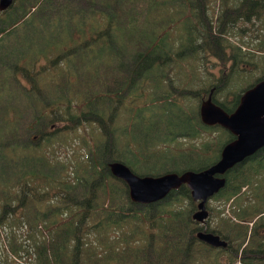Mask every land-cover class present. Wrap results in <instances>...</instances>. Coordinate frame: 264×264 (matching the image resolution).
<instances>
[{"label": "rangeland", "instance_id": "1", "mask_svg": "<svg viewBox=\"0 0 264 264\" xmlns=\"http://www.w3.org/2000/svg\"><path fill=\"white\" fill-rule=\"evenodd\" d=\"M87 1L54 0L52 6L43 4L45 11H49L54 19L62 16L56 25L42 26L40 18L30 19L27 14L26 21L28 20L29 24H26V27L16 26L15 21L11 20L6 25V30L0 34V155L11 161L6 167L10 169V175H12V171L16 170V164H13V161L19 162L20 158L13 159V150L9 146L16 142L20 146L17 150L24 147L26 152V147H29V145L26 146L27 142H31L35 137L34 144L42 140L40 148L37 149L38 154L48 158L49 164L57 169L48 188L44 186L43 179L45 178L42 179L41 192L38 193L44 197V200L39 204L41 209L50 210L61 200L58 197L63 196L61 182H68L70 179L78 177V161L83 171L87 166L89 167V162L92 165L95 162L93 160L94 153L99 146L102 147L107 142V139L113 140L115 155L122 154L129 166L139 174L163 173L168 164L186 168L189 159H193L195 164L205 159L210 161L217 159L220 148L218 145L227 138L228 133L220 125H204L202 127L203 123L199 121L198 113L200 96H195L188 91L196 90L200 95L211 82H217L221 86V68L226 66L229 67L227 68L228 73H235L231 85L228 83L223 86L216 96L229 100L233 93V91L230 92V87L234 88L236 83L240 82L243 89L264 74V13L258 16L256 26L247 18L250 14L245 15L243 10L228 17L231 20L230 31L237 32L235 35L228 34V39L233 44H240L243 50L249 52L241 53L243 60L237 64L238 71L230 67L231 60L220 59L213 46L208 55H205L204 51H197V54H194V66L199 73L193 75L189 73L192 59H187V53L190 54L187 51V45L181 51L182 54H179L183 26L186 20L188 26L194 24L190 18H187V4L192 6L194 5L193 1L184 0L183 7L178 0H141L139 5L129 12L130 26L138 30L135 32L123 30L128 42L136 38L142 29L148 30L146 36L152 41L158 39L160 34L168 32L166 44L170 47V55L159 59L150 67L154 73L153 79L158 84L149 77H141L143 88L136 90L137 94L128 88L121 94L122 100L115 103L113 98H108L103 107L108 111V117L111 112L115 116L112 120L103 119L102 124L90 120L80 124L70 121L72 113L80 112V108H75V102L79 101V97L75 96L74 90H71L70 93L68 92L69 98L72 99L70 108L64 101L60 107H55L53 113L39 128L31 129L30 122L35 118V108L46 110V104L31 105V94L36 96L60 94L67 75V66L75 71L72 77L76 80V86L79 87V59L84 61L89 58L85 55L78 56L76 53L71 56L72 60L66 61L62 57L63 53L71 49L72 45H76L75 48L79 47L76 39L79 37L78 31L81 25L85 28L82 40L90 41L93 22L97 23L102 20V18L92 15V9L86 12L78 11L80 6L88 7ZM19 2L20 0H15L14 5ZM202 3L205 16L211 20L212 27L217 24L218 17L225 6L228 9L240 6L237 0H202ZM65 6L70 7V13L66 14ZM122 11L123 9H120L119 13ZM11 14L14 12L3 13L2 17L8 19ZM23 17H19L21 20L19 23L23 21ZM83 20L85 21L83 22ZM77 24L80 26H76ZM122 25L125 27L126 24ZM106 26L110 25L106 22ZM66 27L70 31L73 30L72 37L66 33ZM41 31L43 33L49 31L50 38L45 41L38 39ZM64 39H71L70 42H74V44L64 45L62 44ZM22 41L26 43V59H20L24 53ZM95 41V39L91 40V42ZM36 47L41 49V55L37 60L31 59L32 51ZM9 48L13 49L11 51L13 61H10L6 56ZM189 51L194 52L195 50L190 49ZM106 67L107 65H104L102 70L104 76H107ZM88 68L90 70V66ZM133 68L132 66L131 69ZM22 69H26V75L22 73ZM33 74L43 76L39 81L40 87L37 86ZM255 77L257 78L255 79ZM53 79L56 89L52 86ZM249 80L253 81L245 83ZM113 85L108 84L110 87ZM61 99L55 98V103L59 104ZM86 109L87 107H84V110ZM192 118L198 121L194 128L189 126V124L192 125V120H190ZM172 128L174 130H171ZM27 132L28 134H26ZM146 135L149 136V142L143 140ZM46 136L53 138L48 141ZM45 148L47 153L44 152ZM150 151L154 153L151 156ZM207 151L208 153H206ZM196 152H200L202 155L197 157ZM57 156L61 159V163L58 162ZM68 160H72V162L63 166V163ZM252 166L260 167L259 164H254L251 159L244 161L240 167L250 169L248 171L249 181L244 185L243 193L251 191L255 194L253 202H257L255 200L258 194L257 190L264 195V168L260 167L258 174L255 175L254 169H251ZM98 171L93 178L97 182H92L91 192L87 193L91 198L88 206V225L84 230L74 233L79 220L77 204L79 199L77 186H75L74 200L68 203V215L72 212L71 218L67 219L68 215L63 216L65 222L58 224L46 233V236L50 237L48 244L52 246V243L55 244L57 240L56 231L61 230L64 225L72 227L65 254L62 253L61 248L59 250V264L68 263L75 256H77L79 264H213L216 260H220L219 264L240 262L235 258L231 263L228 260L231 257L227 256L228 250L212 255L218 249L213 251V247H209L207 243L193 242L192 246L188 243L190 235L186 228L189 218L187 204L190 205L192 200H189L187 196L173 190L165 199L154 201L156 204L152 202L153 205H140L130 201L129 187L124 180L114 176L110 170L103 167H100ZM108 173L111 174L110 177L107 176ZM24 179L26 180V176ZM100 179L102 180L100 181ZM106 180L110 183L109 188L104 182ZM38 181L41 182V179L39 178ZM255 183H260V186L254 187ZM2 186L3 184L0 182V209L4 194ZM227 193L228 191L225 190L220 196L213 195L208 199V207L211 206V209L206 222L213 228L222 227L223 229L226 227L230 229L231 219L237 218L233 210L236 206L232 208L235 195ZM259 205L264 206V200H261ZM22 209L23 206L18 208L19 211ZM142 210L145 211L144 215L141 213ZM170 216L169 221L159 218ZM140 217L144 218L140 220ZM156 217L159 219L157 220ZM255 219L254 229L259 230L253 232L249 238L248 236L244 237L243 245L254 246L255 237L264 238V218L261 220L260 215H257ZM158 222H167L164 230L160 228L164 225H159ZM252 222L248 221L249 229L253 225ZM24 231H26V236H29L36 229L31 227L28 233L25 225ZM79 237L81 247L79 246L76 250L75 244ZM187 247H189L188 250ZM34 251L36 252V250ZM33 256L28 262L13 253L10 248L9 230L0 225V264H12L14 260L19 264H34Z\"/></svg>", "mask_w": 264, "mask_h": 264}, {"label": "trees", "instance_id": "2", "mask_svg": "<svg viewBox=\"0 0 264 264\" xmlns=\"http://www.w3.org/2000/svg\"><path fill=\"white\" fill-rule=\"evenodd\" d=\"M53 1L54 0H22V3H20V0L17 5L13 4L5 10L0 9V34L6 30V25L9 24L11 20L15 21L14 24H16V26L21 25L26 27V24H29V21H26L27 14H29L28 17L30 19L33 17L40 18V23L42 26H46L47 24L56 25L62 16H58L54 19L50 12L45 11L43 7V4L52 6ZM66 1L71 2L72 0ZM192 1L194 5L191 6L190 4H187V18H190L194 24L192 26H188L186 20L183 26L182 40L179 49V54H182L181 51L183 50L184 46L187 45V51L190 52V54L187 53V59H192V61H190L191 67L189 73L193 75L199 73L194 66V54H197V51H204L205 55H208L211 53L213 46L215 47V52L220 57V59H223V61L231 60L232 64L230 67L238 71L237 64L239 61L243 60L241 59V53L247 54L249 52L243 50L240 44H233L228 39V34H237V32L233 33L230 31L229 24L231 20L228 17L243 10L247 13V15L251 13V18L258 19V16L261 13H264V1L241 0L237 2L240 4L238 7L228 9V7L225 6L222 13L218 17L217 24L214 25V27H212L211 20L205 16L202 0H196V2H194V0ZM140 2L141 0H88V7L84 8L80 6L78 8L79 12H86L89 9H92V15L102 18V20L98 21L97 23L93 22L91 40L95 39V42H91V40H82L81 37L85 34V28L82 25L80 26V24L76 25L80 26L78 31L79 37L76 39L77 45H79L78 48H75L76 45H72L74 42L71 43V39H64L62 41V44L64 45H72L71 49L66 51V53H63L62 59H65L66 61L68 59L72 60L71 56L74 53L78 54V56L85 55L89 58L84 59V61L79 59V87L76 86V80L72 77V74H75V71H72L70 67L67 66L68 71L64 79V85L60 89V94H43L40 96L31 94V105L46 104V110L44 111L37 107L35 108L36 115L34 120L30 122L31 129L39 128V126L46 121L48 116L53 113L55 107H60L64 101L69 106L68 108H70L72 99L69 98V93L71 90H74L76 93L75 96L79 97V101L77 100L75 102V108H80V112L78 114L72 113L70 115V121L80 124L83 121L90 120L98 121L100 124H102L103 119L112 120L115 116L114 113L111 112L109 113L108 117V111L103 107L105 101L108 98H113L116 103L118 100H122L123 97L121 94L124 91H127L128 88L132 89L134 94H137L136 90L143 88L141 77H149L152 81L158 84V82L153 79L154 73L150 67L159 59H164L170 55V47L166 44V36L168 32L160 34L158 39L156 38L155 41H152V39H148L146 36V32L148 30L142 29L141 33L137 35L136 38H133L131 42H128L126 33L123 30L126 29L127 31L132 32L138 30L135 29V27L130 26L131 21L129 12L131 9L137 7ZM178 2L181 6H183L184 0H178ZM65 7L67 8L66 14L70 13V7ZM120 9H123L121 13H119ZM10 11L14 12L15 15L11 14L8 19L2 17L3 13ZM20 16H24V19L21 23H19L21 21L19 20ZM84 21L85 20H83V22ZM106 22L110 26H106ZM123 23L126 24L125 27H123ZM90 29L91 28L89 27V30ZM65 31L70 37L73 36V30L70 31V29L66 27ZM49 38V31L47 33H43L41 31L38 37V39H42L43 41L48 40ZM25 44V41L21 42L24 53L20 59H26ZM190 49L195 51H189ZM12 50L13 49L9 48V50L7 49L6 52V56L10 61H13V59H11ZM40 55L41 49L36 47L32 51L31 59L37 60L39 59ZM131 60L133 61L131 62ZM104 65H107L105 71L108 77L102 75ZM130 65H132L134 68L131 69L132 66L129 68ZM89 66L90 70L88 68ZM227 68L229 67L224 66V68H221V86H219L220 84L217 82H211L210 85L205 88L203 93L200 95L196 90H190L188 93H192L195 96H200L201 99V97L207 95L209 90L214 86L212 92L213 101L220 104L226 110L232 108L238 100L239 92L242 90V85L240 82L236 83L234 88L230 87V92L233 91V93L229 100L220 99V97L216 96V94L220 93L223 86L228 85V83L231 85L232 77L234 76L235 72L228 73ZM22 71L26 74V69H22ZM57 72L59 73V71ZM42 77L43 76L41 75L33 74V78L36 81L38 87H40L39 81L42 79ZM257 77H255V79ZM251 81L253 80H249L245 83H250ZM108 84L114 85L113 87H110ZM52 86L56 89L55 82ZM57 97L62 98L59 104L55 103V98ZM84 107H87V109L84 110ZM190 120H192V125L189 124V126L194 128V125L196 123L198 124V121L195 118ZM199 121L202 123L200 117ZM201 125L203 127L205 124ZM189 128H187V130H189ZM171 130L174 129L172 128ZM180 132L182 133V131ZM26 134H28V132ZM229 135L230 133L226 136L232 137ZM46 138L49 141L53 137L46 136ZM143 140L145 142H149V136H144ZM106 141L107 142H105L102 147L99 146L98 150L94 153L93 160L95 162H93L92 165H90L89 162V167L87 166L84 171L81 169L80 162H77L79 173L78 177L76 179L72 178L68 182H61V186L63 187V196H58L61 200L58 201V203L55 204L50 210L41 209L39 207V204L44 200V197L42 195H38V193L41 192L42 179L45 178L43 179L44 186L45 188H48L51 180H53L57 168L52 167L49 164L48 158L42 157L38 154L39 151L37 149L40 148L42 140L37 142V144H34L33 140L31 142H27L26 146L29 145V147H26V152L24 147H22L23 149L21 150H17V148L20 146L16 142H13V145L9 146L10 149L13 150V159L16 158L17 160V158H20L19 162L13 161V164H16V170L12 171V175H10V169L6 167L11 161L8 160L7 157L0 155V182L3 184L1 189L4 192L3 203L0 209V225L6 230H9L10 248L13 253L23 257L28 262L34 255V264L60 263L58 260V253L61 248L62 253L65 254V248L69 243V237L71 235L70 231H72V227L70 225H64L61 230L56 231L55 236H57V240L55 244L52 243V246L48 244L50 243V237L46 236V233H48L49 230L53 229L58 224L65 222L62 217L69 214L68 203L74 200V187L77 186L76 189L78 191L79 199L77 202L79 207V220L77 224V230L74 231V233H76L77 231H83L88 225V206L90 204L91 197L87 193L91 192V186L93 185L92 182H97L93 178L99 172V168L103 167L104 169L109 170V162L117 159L127 163L122 154L115 155V144L112 142L113 140L107 139ZM221 143L218 146H220ZM44 152H48L46 148L44 149ZM206 153H208V151ZM153 154L154 153L150 151V156ZM196 154L197 157L202 155L200 152H196ZM253 156L255 158H250L253 163L259 164L260 167L264 168V147L259 149ZM57 159L58 162L61 163V159L58 156ZM193 161V159L187 160L188 163L186 164V168L196 169L211 162L210 160L205 159L195 164ZM70 162H72V160H68L66 163H63V166L70 164ZM241 166L242 163L235 164L226 172V185L215 194V197H218L225 190H227L228 195H235L232 208L233 206H236L233 208V210L237 218L233 216L234 219H231L229 223L230 229H227L226 227L223 229L222 227L214 229L208 224L209 228H207V231L218 233L228 241V244L225 247L213 248L218 250L212 255H217L222 253L224 250H228L227 256L231 257L228 259L231 263H233V260L237 258L240 261L239 264H264V238L255 237L254 246H246V244H242L244 237L246 238V236H248L249 238L253 232L259 230L254 229V225L256 224L255 217L260 215L261 220L264 218V206L259 205V202L264 200V195L261 191L255 188L258 191L257 198L255 199L257 202H253V199L255 198L254 193L251 191L243 193V187L249 181L250 175L248 174V171L250 169L240 168ZM260 167H251V169H254L255 175L258 174ZM165 168L166 171L185 169L171 164H168V166ZM25 176L28 180L24 179ZM107 176L110 177L111 174L108 173ZM39 178L41 179V182L38 181ZM101 180L102 179H100V181ZM104 182L109 188L110 183L107 180ZM256 186H260V183H255L254 187ZM124 189L126 190V187ZM175 190L180 192L181 195L187 196L189 200H192L187 184H183L180 188ZM129 199L131 202H134L131 200V198ZM138 204L145 205L141 203ZM153 204H156V202ZM22 206L23 209L19 211L18 208ZM194 207L195 203L193 200L190 205L187 204L188 217H190ZM208 209L210 215L211 206L210 208L208 207ZM141 213L144 215L145 211L142 210ZM71 215L72 212L67 216V219H70ZM141 218L144 217H140L139 219L141 220ZM159 218L161 220L169 221L171 216ZM159 218L156 217L157 220ZM192 221L193 220H189L186 222V228L187 233L194 237L196 236L195 233L193 234V231L190 232V226L195 223ZM248 221H253L251 229L248 228ZM217 223L219 224V222ZM158 224L164 225L160 226L161 230H164L167 222H158ZM25 225L27 227L28 233L30 232L31 227L32 229H36V231L33 234L26 236V231H24ZM78 239V242L75 244L76 250L79 248V246L81 247L80 237ZM233 245L235 246L233 247ZM34 250H36V252ZM219 262L220 260H216L213 264H219ZM12 264L19 263L14 260ZM64 264H79V261L77 256H75L73 260Z\"/></svg>", "mask_w": 264, "mask_h": 264}, {"label": "water", "instance_id": "3", "mask_svg": "<svg viewBox=\"0 0 264 264\" xmlns=\"http://www.w3.org/2000/svg\"><path fill=\"white\" fill-rule=\"evenodd\" d=\"M13 3L14 0H0V9H7ZM212 91L213 88L208 96L201 100V120L207 124L222 125L234 137L222 146L217 160L199 169L186 168L181 171L167 170L159 174H139L122 160L110 161L111 172L127 182L133 201H158L185 183L192 198L199 200L192 216L203 220L208 215L205 202L225 185V172L264 145V76L240 94L236 106L231 111L213 101ZM197 235L214 246L227 245V240L218 233L198 230Z\"/></svg>", "mask_w": 264, "mask_h": 264}, {"label": "flooded vegetation", "instance_id": "4", "mask_svg": "<svg viewBox=\"0 0 264 264\" xmlns=\"http://www.w3.org/2000/svg\"><path fill=\"white\" fill-rule=\"evenodd\" d=\"M264 1V0H263ZM238 2V1H237ZM197 202V201H196ZM196 208V207H195ZM194 208V209H195ZM191 220L193 219V218H190ZM193 221H196V220H194L193 219ZM195 225V226H194ZM194 227L192 226L191 228H190V232L191 231H193L194 233H195V235H196V232L198 231V230H200V229H202V230H207V228H209L208 227V223H206V221H203V222H198V221H196V223H194ZM201 240H197L196 238H194V237H191L190 238V240H189V243L191 244V246H192V243L193 242H200ZM206 243V242H205Z\"/></svg>", "mask_w": 264, "mask_h": 264}]
</instances>
